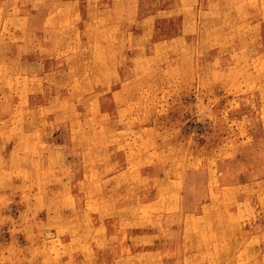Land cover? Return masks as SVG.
<instances>
[{
    "label": "rangeland",
    "instance_id": "374dc122",
    "mask_svg": "<svg viewBox=\"0 0 264 264\" xmlns=\"http://www.w3.org/2000/svg\"><path fill=\"white\" fill-rule=\"evenodd\" d=\"M69 1L0 0V264H264V0Z\"/></svg>",
    "mask_w": 264,
    "mask_h": 264
},
{
    "label": "bare ground",
    "instance_id": "6f19581e",
    "mask_svg": "<svg viewBox=\"0 0 264 264\" xmlns=\"http://www.w3.org/2000/svg\"><path fill=\"white\" fill-rule=\"evenodd\" d=\"M8 1V0H7ZM15 1V0H14ZM144 1V0H143ZM188 1V0H187ZM198 1V0H197ZM205 1V0H204ZM12 2V1H11ZM10 2V3H11ZM66 2H67V4H72V1H69V0H66ZM181 2V1H180ZM200 1H198V3H199ZM231 2V1H230ZM48 3H50V2H48ZM5 4V3H4ZM57 4H59V3H55V5H57ZM180 4V3H179ZM200 4H201V2H200ZM3 5V4H2ZM9 5V4H8ZM10 5H12V4H10ZM98 4H96V6H97ZM101 5H104V4H101ZM247 5V4H246ZM4 6V5H3ZM198 6V5H197ZM6 7V6H5ZM13 7V6H12ZM45 7H47V5L45 6ZM100 7V6H99ZM102 7V6H101ZM117 7H119V6H117ZM199 7V6H198ZM29 8V7H28ZM39 9H40V7H38ZM37 8V9H38ZM57 8H60V7H57ZM63 8V7H62ZM183 8V7H182ZM248 8V7H247ZM0 9H2V10H4V8H2L1 7V5H0ZM9 9V8H8ZM18 9V8H17ZM24 9V8H23ZM66 8H64V9H62V10H65ZM101 9V8H100ZM136 9H137V7H136ZM206 9H207V7H206ZM233 9V8H232ZM245 9V8H244ZM262 9V8H261ZM54 10H55V7H54ZM148 10V9H147ZM197 10V9H196ZM141 11V10H140ZM144 11V10H143ZM206 11V10H205ZM247 11V10H246ZM7 12V11H6ZM54 12H56V11H54ZM54 12L53 13H51V14H40L39 15V17L37 18V19H35V20H33V21H31V26H29V27H27V24H28V22H27V24L25 23L24 25H23V27H27L26 28V31L27 32H30V31H32V29L33 28H36V29H39V30H42V32H47L48 34L50 33L51 35H53V34H59V33H65L66 31H67V27H69V26H66V24L64 23V25L65 26H60V25H58L57 23H59L58 21H59V19L56 17V13L54 14ZM62 12V11H61ZM91 12V11H90ZM194 12V11H193ZM197 12V11H196ZM215 12V11H214ZM203 13V12H202ZM205 13V12H204ZM263 13V12H262ZM13 14V13H12ZM59 14V13H58ZM140 14H142V13H140ZM3 15V14H2ZM1 15V16H2ZM5 15V14H4ZM7 15V14H6ZM14 15V14H13ZM12 15V16H13ZM16 15V14H15ZM34 15V14H33ZM32 15V16H33ZM79 15H81V14H79ZM146 15V14H145ZM96 16V15H95ZM141 16V15H140ZM225 16V15H224ZM22 17V16H21ZM60 17V16H59ZM75 17H78V16H75ZM94 17V16H93ZM13 18V17H12ZM23 18V17H22ZM4 19V18H3ZM76 19H78V18H76ZM139 19V18H138ZM144 19V18H143ZM231 19V18H230ZM16 20V19H15ZM15 20L14 19H10V20H6V22L5 23H8V22H15ZM32 20V19H31ZM92 20H94V19H92ZM118 20V19H117ZM194 20V19H193ZM229 20V19H228ZM228 20H226V21H228ZM22 21V20H21ZM108 21V20H107ZM107 21H105V22H107ZM136 21V20H135ZM225 21V22H226ZM258 21V20H257ZM19 22V21H18ZM64 22V21H63ZM256 23V22H255ZM3 24V23H2ZM197 24V23H196ZM195 24V25H196ZM118 25V24H117ZM121 25V24H120ZM87 26V25H86ZM93 26V25H92ZM132 26V25H131ZM97 27V26H96ZM3 25L0 27V29L1 30H3ZM12 29V28H11ZM126 29H127V27H126ZM87 30H89V29H87ZM87 30H86V32L85 33H87ZM8 31V30H7ZM1 32V31H0ZM89 32V31H88ZM226 32V31H225ZM124 33H126V32H124ZM127 33H129V32H127ZM149 33V32H148ZM15 34H16V32H15ZM50 34H49V36H50ZM70 34V33H69ZM89 34V33H88ZM147 34V33H146ZM151 34V33H150ZM3 35V34H2ZM1 35V36H2ZM148 35V34H147ZM189 35V34H188ZM210 35V34H209ZM4 36V35H3ZM7 36V35H6ZM14 36V35H13ZM65 36V35H64ZM185 36V35H184ZM231 36V35H230ZM73 37V36H72ZM91 37V36H90ZM185 37H187V36H185ZM206 37V36H205ZM1 38V37H0ZM4 38V37H3ZM35 38V37H34ZM76 38H77V36H76ZM127 38V37H126ZM146 38V37H145ZM88 39V38H87ZM129 39V38H128ZM236 39V38H235ZM62 40H63V38H62ZM126 40V39H125ZM189 40V39H188ZM239 40V39H238ZM1 41V40H0ZM118 41V40H117ZM150 41V40H149ZM186 41V40H185ZM191 41V40H190ZM2 42V41H1ZM6 42V41H5ZM58 42V41H57ZM91 42V41H90ZM195 43H196V41H194ZM199 42V41H198ZM36 43V42H35ZM65 44H67L66 43V41L64 42ZM75 43V42H74ZM87 43V42H86ZM190 43V42H189ZM218 43V42H217ZM44 44V43H43ZM61 44V43H60ZM88 44H90V43H88ZM126 44H128V43H126ZM240 44V43H239ZM251 44V43H250ZM87 45V44H86ZM108 45V44H107ZM122 45V44H121ZM131 45V44H130ZM191 45H192V43H191ZM40 47H41V45H39ZM39 46H37V47H39ZM57 46H59L60 47V45L58 44ZM62 46H63V44H62ZM62 46H61V48H62ZM248 46V45H247ZM189 47V46H188ZM8 48V47H7ZM47 48V47H46ZM131 48V47H130ZM47 49H49V48H47ZM59 49V48H58ZM57 50V49H56ZM143 50V49H142ZM242 50H244V49H242ZM37 51V50H36ZM46 51H48V50H46ZM126 51V50H125ZM144 51V50H143ZM212 51V50H211ZM261 51V50H260ZM50 52V51H49ZM55 52V51H54ZM60 52V51H59ZM119 52V51H118ZM240 52V51H239ZM247 52V51H246ZM35 53V52H34ZM48 53V52H47ZM61 53V52H60ZM147 53V52H146ZM120 54H121V50H120ZM241 54V53H240ZM54 55V54H53ZM163 55V54H162ZM56 56H57V54H56ZM68 56V55H67ZM69 56H71V55H69ZM151 56V55H150ZM258 56H259V54H258ZM156 57H158V56H156ZM161 57V56H160ZM187 57V56H186ZM239 57V56H238ZM256 57V56H255ZM60 58V57H59ZM63 58V57H62ZM190 57H188V59H189ZM207 58V57H206ZM38 59V58H37ZM55 59V58H54ZM65 59V58H64ZM158 59V58H157ZM184 59V58H183ZM188 59H187V61H188ZM218 59V58H217ZM39 60V59H38ZM73 60H75V59H73ZM155 60V59H154ZM161 60V59H160ZM163 60V59H162ZM186 60V59H185ZM254 60V59H253ZM262 60V59H261ZM157 61H159V60H157ZM12 62V61H11ZM170 62V61H169ZM225 62V61H224ZM30 63V62H29ZM171 63V62H170ZM205 63V62H204ZM221 63V62H220ZM231 63H233L232 61H231ZM240 63V62H239ZM212 64V63H211ZM234 64V63H233ZM5 65V64H4ZM32 65V64H31ZM231 65V64H230ZM59 66V65H58ZM228 66V65H227ZM2 67V66H1ZM4 67V66H3ZM161 67V66H160ZM33 68V67H32ZM214 68V67H213ZM220 68V67H219ZM1 69V68H0ZM50 69V68H49ZM48 69V70H49ZM65 69V68H64ZM111 69V68H110ZM46 70V69H45ZM51 70V69H50ZM112 70V69H111ZM3 71H4V69H3ZM86 71V70H85ZM175 71H177V70H175ZM2 72V71H1ZM76 72V71H75ZM174 72V71H173ZM4 73V72H3ZM46 73V72H45ZM62 74V73H61ZM60 74V75H61ZM64 74V73H63ZM66 75H67V73H65ZM64 74V75H65ZM80 74V73H79ZM63 75V76H64ZM87 75V74H86ZM112 75V74H111ZM131 75V74H130ZM27 76V75H26ZM30 76V75H29ZM28 76V77H29ZM18 77V76H17ZM25 77V76H24ZM49 77V76H48ZM130 77V76H129ZM74 78H76V76H74ZM24 79V78H23ZM20 80V79H19ZM15 81H17L16 79H15ZM22 81V80H21ZM24 81V80H23ZM77 81V80H76ZM4 83V82H3ZM17 83V82H16ZM24 83V82H23ZM32 83H35V82H32ZM40 83V82H39ZM45 83H46V81H45ZM75 83H77V82H75ZM36 84H37V82H36ZM47 84V83H46ZM3 85H5V84H3ZM38 85V84H37ZM41 86V85H40ZM23 87H24V85H23ZM26 87V86H25ZM28 87H29V85H28ZM85 87V86H84ZM57 88V87H56ZM59 88V87H58ZM68 88H69V86H68ZM79 88V87H78ZM104 88V87H103ZM103 88H99V89H102L103 90ZM27 89V88H26ZM50 89V88H49ZM98 89V90H99ZM106 89V88H105ZM42 91V90H41ZM63 91V90H62ZM95 91H96V89H95ZM100 91V90H99ZM18 92V91H17ZM48 92H50V90H48ZM43 94H44V92H43ZM42 94V95H43ZM59 94V93H58ZM106 94V93H105ZM51 95V94H50ZM73 98H74V96H73ZM42 99V98H41ZM44 99H45V97H44ZM88 99V98H87ZM43 100V99H42ZM60 100V99H59ZM75 100V99H74ZM52 101V100H51ZM53 101H54V99H53ZM115 101V100H114ZM3 102V101H2ZM71 102V101H70ZM45 103H46V101H45ZM43 104V103H42ZM47 104V103H46ZM44 105V104H43ZM51 105V104H50ZM101 106H103V105H101ZM7 107V106H6ZM22 108H24V107H22ZM69 108V107H68ZM87 108V107H86ZM46 109V108H45ZM72 109V108H71ZM65 110V109H64ZM87 110V109H86ZM24 111V110H23ZM70 111V110H69ZM68 111V112H69ZM6 112V111H5ZM73 113H75V112H73ZM78 113V112H77ZM112 113V112H111ZM39 116V115H38ZM41 116V115H40ZM83 116V115H82ZM86 116V115H85ZM102 116V115H101ZM68 117V116H67ZM91 117V116H90ZM103 117H104V115H103ZM83 118V117H82ZM17 119H18V117H17ZM78 120V119H77ZM83 121V120H82ZM72 123V122H71ZM85 133V132H84ZM18 134V133H17ZM89 134V133H88ZM12 135V134H11ZM92 135V134H91ZM86 136V135H85ZM88 136V135H87ZM107 136H108V134H107ZM114 136V135H113ZM9 138V137H8ZM77 138V137H76ZM109 138H110V136H109ZM113 138V137H112ZM6 140H7V138H5ZM78 139V138H77ZM103 139V138H102ZM106 139V138H105ZM104 139V140H105ZM101 140V139H100ZM107 140V139H106ZM78 141H80V140H78ZM83 141V140H82ZM102 141V140H101ZM103 143V142H102ZM108 143V142H107ZM110 144V143H109ZM108 146V145H107ZM88 147V146H87ZM106 147V146H105ZM1 148V147H0ZM170 148V147H169ZM102 149V148H101ZM13 151V150H12ZM101 151V150H100ZM104 153V152H103ZM105 163V162H104ZM67 167V166H66ZM111 167V166H110ZM70 168V167H69ZM185 168V167H184ZM187 168V167H186ZM71 169V168H70ZM69 169V170H70ZM108 169V168H107ZM107 169H105V170H107ZM111 169V168H110ZM158 169V168H157ZM198 169V168H197ZM196 169V170H197ZM2 170V169H1ZM119 170V169H118ZM200 170V169H199ZM114 171H115V169H114ZM113 171V172H114ZM202 171V170H201ZM66 172V171H65ZM72 172V170L70 171V173ZM194 173V172H193ZM66 174H68V173H66ZM118 174H119V172H118ZM123 174V173H122ZM196 174V173H195ZM121 175V174H120ZM122 176V175H121ZM83 177V176H82ZM105 177V176H104ZM200 177H201V175H200ZM199 177V178H200ZM3 178V177H2ZM120 178V177H119ZM196 178V177H195ZM83 179V178H82ZM105 179V178H104ZM201 179V178H200ZM182 180H184V181H186L185 180V178H183ZM36 181V180H35ZM59 181V180H58ZM93 182V181H92ZM37 183L39 184V182L37 181ZM55 183V182H54ZM131 183V182H130ZM129 183V184H130ZM189 184V183H188ZM202 184H203V182H200V181H197V180H194V183H192V187L193 188H195L196 187V194H201V193H203L202 192ZM161 187V186H160ZM186 187V186H185ZM1 189V188H0ZM161 189V188H160ZM179 189V188H178ZM192 189V188H191ZM190 189V190H191ZM184 190V189H183ZM37 191V190H36ZM167 191V190H166ZM187 191V190H186ZM189 191V190H188ZM204 191V190H203ZM227 191V190H226ZM63 192H65V191H63ZM173 192V191H172ZM209 192V191H208ZM223 192V191H222ZM221 192V193H222ZM225 192V191H224ZM171 193V192H170ZM185 193V192H184ZM189 193H191L190 191H189ZM219 193V192H218ZM229 193V192H228ZM182 194V193H181ZM236 194V193H235ZM54 195V194H53ZM166 195V194H165ZM208 195V194H207ZM214 195V194H213ZM216 195V194H215ZM55 196V195H54ZM161 196V195H160ZM160 196H159V198H160ZM163 196V195H162ZM169 196H171V195H169ZM192 196V195H191ZM224 196V195H223ZM230 196V195H229ZM36 197L37 196H35V199H36ZM51 197V196H50ZM172 197V196H171ZM176 197V196H175ZM184 197V196H183ZM27 198V197H26ZM156 198H157V196H156ZM167 198V197H166ZM63 199H64V197H63ZM66 200V199H65ZM170 200V199H169ZM174 200V199H173ZM188 200H189V198H188ZM100 201V200H99ZM148 201V200H147ZM178 201V200H177ZM223 201V200H222ZM229 201V200H228ZM126 202V201H125ZM128 202V201H127ZM170 202V201H169ZM178 202H180V201H178ZM38 203V202H37ZM171 203V202H170ZM172 204V203H171ZM183 204V203H182ZM182 204H179V206H177V209H176V211H177V213L175 214L176 215V217L177 218H180L181 220H183L182 219V215L184 214L183 213V207H187V206H183ZM189 204V203H188ZM29 205V204H28ZM27 205V206H28ZM36 206V205H35ZM132 206V205H131ZM172 206H174V205H172ZM189 206V205H188ZM137 207V206H136ZM148 207V206H147ZM146 207V208H147ZM170 207H171V205H170ZM34 208V207H33ZM122 208H125V207H122ZM143 208V207H142ZM141 208V209H142ZM173 208V207H172ZM102 209H104V208H102ZM116 209V208H115ZM140 209V208H139ZM145 209V208H144ZM171 209V208H170ZM185 210H186V208H184ZM189 209V208H188ZM119 210V209H118ZM226 210V209H225ZM169 211V210H168ZM171 211V210H170ZM211 211H213V210H211ZM165 212V211H164ZM116 213V212H115ZM228 213V212H227ZM172 214V213H171ZM140 215V214H139ZM160 216V215H159ZM168 216V215H167ZM220 217V216H219ZM155 218H156V216H155ZM161 218V217H160ZM172 219H174L173 217H172ZM167 220V219H166ZM178 220V219H177ZM229 220V219H228ZM127 221V220H126ZM146 221H147V219H146ZM171 222H172V220H170ZM121 222V221H120ZM128 222V221H127ZM178 222V221H177ZM180 223V222H179ZM183 223H184V227L182 228V232L185 234L186 232V230H188V229H193V228H196V224L195 223H193V224H189V223H187V222H185V220H183ZM214 223V222H213ZM231 223V222H230ZM125 225V224H124ZM123 225V226H124ZM127 225V224H126ZM171 225V224H170ZM173 225V224H172ZM128 226H129V224H128ZM168 226V225H167ZM174 226V225H173ZM99 227H101V226H99ZM103 227V226H102ZM119 227H120V225H119ZM165 227V226H164ZM179 227V226H178ZM217 227V226H216ZM219 227V226H218ZM221 227V226H220ZM219 227V228H220ZM241 228H242V226H240ZM123 229H125V228H123ZM160 229V228H159ZM175 229V228H174ZM200 229H202V228H200ZM199 229V230H200ZM88 230V229H87ZM99 230V229H98ZM165 230V229H164ZM168 230V229H167ZM222 230V229H221ZM264 230V229H263ZM163 231V230H162ZM203 231V230H202ZM217 231H218V229H217ZM216 231V232H217ZM76 232V231H75ZM74 232V233H75ZM97 232V231H96ZM120 232V231H119ZM166 232H168V231H166ZM169 232H170V230H169ZM173 232V231H172ZM215 232V231H214ZM213 232V233H214ZM230 232L232 233V231L230 230ZM77 233V232H76ZM99 233V232H98ZM100 233H104V232H100ZM174 233H175V231H174ZM242 233V232H241ZM70 234V233H69ZM88 234V233H87ZM90 234V233H89ZM126 234V233H125ZM124 234V235H125ZM170 234V233H169ZM198 234H199V231H198ZM204 234V233H203ZM229 234V233H228ZM264 234V233H263ZM34 235V234H33ZM68 235V234H67ZM75 235H77V234H75ZM85 235V234H84ZM98 235V234H97ZM100 235V234H99ZM112 235V234H111ZM123 235V236H124ZM171 235V234H170ZM200 235V234H199ZM206 235V234H205ZM101 236H102V234H101ZM147 236H149V235H147ZM154 236V235H153ZM158 236V235H157ZM169 236V235H168ZM176 236V235H175ZM184 236V238H185V235H183ZM182 236V237H183ZM240 236V235H239ZM263 236V235H262ZM77 237V236H76ZM86 237V236H85ZM89 237V236H88ZM106 237V236H105ZM138 237V236H137ZM196 237H197V235H196ZM207 237V236H206ZM78 238H79V236H78ZM87 238V237H86ZM175 238H177V237H175ZM244 238V237H243ZM82 239V238H81ZM84 239V238H83ZM90 239V238H89ZM124 239V238H123ZM122 239V240H123ZM171 239V238H170ZM183 239V238H182ZM181 239V240H182ZM198 239H199V237H198ZM263 239V238H262ZM70 240V239H69ZM79 240V239H78ZM121 240V241H122ZM138 240V239H137ZM243 240V239H242ZM249 240V239H248ZM77 241V240H76ZM80 241V240H79ZM102 241V240H101ZM141 241H143V240H141ZM145 241V240H144ZM207 241H208V239H207ZM225 241V240H224ZM244 241V240H243ZM34 242V241H33ZM73 242V241H72ZM83 242V241H82ZM89 242V241H88ZM132 242V241H131ZM130 242V243H131ZM135 242V241H134ZM137 242V241H136ZM171 242V241H170ZM176 242V241H175ZM35 243V242H34ZM33 243V244H34ZM76 243V242H75ZM104 243V242H103ZM149 243V242H148ZM225 242H223V244H224ZM69 244V243H68ZM102 244V243H101ZM135 244V243H134ZM142 244V243H141ZM183 244V243H182ZM245 244V243H244ZM32 245V244H31ZM31 245H29V246H31ZM62 245V244H61ZM76 245V244H75ZM82 245V244H81ZM85 245V244H84ZM131 245H133L132 243H131ZM136 245V244H135ZM166 245V244H165ZM185 245V244H184ZM250 245V244H249ZM73 246V245H72ZM103 246V245H102ZM125 246V245H124ZM33 247V246H32ZM35 248H37V246H34ZM44 247V246H43ZM42 247V248H43ZM60 247V246H59ZM63 247V246H62ZM78 247V246H77ZM97 247V246H96ZM126 247V246H125ZM90 248V247H89ZM101 248V247H100ZM172 248V247H171ZM60 249V248H59ZM64 249V248H63ZM69 249V248H68ZM75 249V248H74ZM81 249V248H80ZM86 249V248H85ZM97 249H99V248H97ZM224 249V248H223ZM32 250H34V249H32ZM37 250H38V248H37ZM36 250V251H37ZM71 250V249H70ZM76 250V249H75ZM83 250H84V248H83ZM182 250V249H181ZM21 251V250H20ZM35 251V250H34ZM68 251V250H67ZM86 251V250H85ZM130 251V250H129ZM224 251V250H223ZM242 251V250H241ZM246 251V250H245ZM121 252V251H120ZM132 252V251H131ZM34 253V252H33ZM56 253V252H55ZM58 253V252H57ZM70 253V252H69ZM73 253V252H72ZM75 253V252H74ZM89 253V252H88ZM109 253V252H108ZM160 253V252H159ZM174 253V252H173ZM18 254V253H17ZM32 254V253H31ZM36 254V253H35ZM32 255L33 257L34 256H37V255ZM38 254V253H37ZM67 254V253H66ZM77 254V253H76ZM128 254H130V253H128ZM168 254V253H167ZM166 254V255H167ZM176 254V253H175ZM51 255H52V253H51ZM54 255V254H53ZM58 256H59V254H57ZM84 255V254H83ZM32 256H30V257H32ZM55 256V255H54ZM91 256V255H90ZM160 256V255H159ZM174 256H176V255H174ZM22 257V256H21ZM128 257V256H127ZM168 257V256H167ZM53 258V257H52ZM72 258V257H71ZM116 258V257H115ZM118 258V257H117ZM138 258V257H137ZM146 258V257H145ZM166 258V257H165ZM21 259V258H20ZM73 259V258H72ZM168 259V258H167ZM171 259H173V258H171ZM170 259V260H171ZM22 260V259H21ZM28 260V259H27ZM30 260V259H29ZM123 260V259H122ZM126 260H127V258H126ZM144 260V259H143ZM148 260H149V258H148ZM156 260V259H155ZM161 260V259H160ZM133 261V260H132ZM146 261H147V258H146ZM12 262V261H11ZM20 262V261H19ZM114 262V261H113ZM170 262V261H169ZM178 262V261H177ZM244 262V261H243ZM114 263H117V262H114ZM247 263V262H246ZM95 264H96V262H95ZM135 264V263H134ZM142 264V263H141ZM177 264V263H176Z\"/></svg>",
    "mask_w": 264,
    "mask_h": 264
}]
</instances>
